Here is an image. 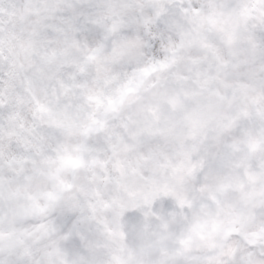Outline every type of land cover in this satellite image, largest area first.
<instances>
[{
    "label": "clouds",
    "instance_id": "clouds-1",
    "mask_svg": "<svg viewBox=\"0 0 264 264\" xmlns=\"http://www.w3.org/2000/svg\"><path fill=\"white\" fill-rule=\"evenodd\" d=\"M0 264H264V0H0Z\"/></svg>",
    "mask_w": 264,
    "mask_h": 264
}]
</instances>
